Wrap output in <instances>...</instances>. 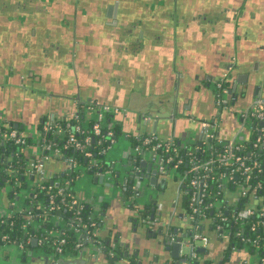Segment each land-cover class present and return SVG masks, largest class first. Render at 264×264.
Returning a JSON list of instances; mask_svg holds the SVG:
<instances>
[{
	"label": "flooded vegetation",
	"instance_id": "af4514ba",
	"mask_svg": "<svg viewBox=\"0 0 264 264\" xmlns=\"http://www.w3.org/2000/svg\"><path fill=\"white\" fill-rule=\"evenodd\" d=\"M249 9L264 12V0H256L254 5L249 0H0V74L6 73L5 78L0 75V94L5 96L7 93H14V101L23 106L22 102H26L24 95L33 97L32 92L38 91V87L46 88L48 84L56 95L38 93L40 99L35 100L45 107L48 104L52 106L55 103L52 100L59 99V95L74 92L75 95H69V102L76 105L73 114L106 106L114 113L108 115L110 118L112 115L113 122H146L147 115L141 113V109L146 106L144 101L138 102L136 110H131L125 105L129 102V90L140 88L133 80L134 71L128 70L130 59L139 56L142 51H147L149 46L165 45L167 48L170 43L181 46L190 42L194 44L198 39L214 44L215 48L220 47L218 55L212 52V58L214 62L222 60L225 65L219 75L212 78L194 76V81H186L189 76L185 75L184 78L185 76L179 73L176 76L178 78L175 81L173 79L175 88L171 96L168 97L169 92L165 93L167 102H163L165 96L160 97L162 107L173 110V120L185 117L188 113L187 107L188 110H193L197 106L201 88L212 99L214 106L213 95L217 82H221L223 87L231 91L234 90L239 98H242V91H246L250 76L252 77L250 73L254 72L255 66H248V69L241 67L235 55L228 56L231 50L223 46L222 42L226 37L224 35L228 29L227 24L234 23V28L238 25L237 22L235 25V20L231 17ZM222 48L225 51H222ZM200 50L202 51V48ZM88 56L93 61L95 58L103 66V70L110 65L116 66V72L110 68L111 71L100 73L99 78L102 76V79H95V92L101 94L100 97L81 93L82 87L71 77L72 72L77 78L81 77L82 73L89 72L90 65L86 64V61H89ZM214 66L215 64L212 68ZM173 67L174 70L181 71L182 67L176 64V58ZM261 68L259 71H262L264 76V59ZM40 73L42 76L45 74V78L49 73L48 80L40 81L42 77L36 76ZM53 74H59V79L52 81ZM262 93L264 94V85H258L253 98L257 95L264 97ZM15 116L25 118L23 111L18 109ZM47 122L59 121H49L43 117L29 127L38 130L40 125ZM14 124L6 117L4 110L0 112V127ZM24 127L28 128H21ZM127 143L128 150L131 141L128 140ZM11 154L10 150L0 163L14 164L10 159ZM25 162V159L19 161L18 167L24 166ZM167 169H164L166 175L156 176L152 193L147 197L139 195L131 200V189L125 190L127 184L116 188L118 199L123 205L127 203L124 208L130 214L131 222L134 224L133 220H136L134 229L143 231L145 228L147 235H156L161 240L168 231L174 234L177 231L179 234L177 227H183L186 232L190 228L187 220L180 218L186 214V195L183 193L186 184H180L181 174L178 170ZM154 171L157 173L155 166ZM11 185L9 176L1 178L0 206L7 204ZM161 196H166L163 201L159 200ZM159 204L161 209L157 211ZM131 206L133 209L129 211ZM20 208L21 206L18 210ZM110 250L114 256L119 248L116 247V251ZM37 252L39 251L33 250L34 255Z\"/></svg>",
	"mask_w": 264,
	"mask_h": 264
},
{
	"label": "built area",
	"instance_id": "2783aa9c",
	"mask_svg": "<svg viewBox=\"0 0 264 264\" xmlns=\"http://www.w3.org/2000/svg\"><path fill=\"white\" fill-rule=\"evenodd\" d=\"M238 99L237 92L223 87L221 82L215 84V112L211 120L201 122L200 138L195 144L181 147L174 139L160 140L153 134H134L130 140L128 151L150 154V161L159 175L166 173L165 168L176 171L180 165L183 166L180 184H186L183 193L188 197V210L180 218L190 225L188 232L177 227L184 237L190 234L188 251L180 253L186 260L183 264L201 263L202 258L196 250L206 249L210 241L207 233L210 231L232 250H251L260 264H264V251L261 255L258 252L260 248L264 249V97L255 96L245 108L235 112L233 105ZM85 112L94 118L89 126L80 122L78 113H74L69 118L72 121L56 126L47 122L41 131L33 129L31 136L15 128L3 130L0 127V149L2 143L3 148L8 145L11 151L14 150L10 159L15 161L18 158L17 164L20 153L27 157L21 167V175L15 170V163L8 162L3 169L7 173L12 170L17 176L8 190L7 204L0 206V250L14 247L26 256L33 252L31 244L36 240V250L51 254L56 260L76 256L84 249L103 252L104 246L96 234L98 223L90 222V218L96 220V217L90 213L86 222L83 215L84 209H87L86 202L78 195H71L68 190L83 174L80 167L86 174L92 172L93 176L110 175L112 170L101 166L98 157L106 156L118 142L111 128L112 118L106 120L109 114H114L108 107L89 108ZM228 113L236 120L237 129L231 138L222 139L219 137L221 118ZM49 133L55 135V139L46 142ZM28 137L40 140L34 144ZM125 138L128 141V135ZM68 150L79 155L83 164L80 165L74 155L68 154ZM181 150L182 156L177 158ZM5 153L4 148L3 160ZM101 168L100 173L98 169ZM77 172V178L72 176ZM34 180L39 183L37 190L41 195L34 193ZM21 181L27 186L23 188ZM131 191V200L141 194L138 181ZM160 209L161 204L157 206V211ZM17 212L23 213L26 221L24 230H37L44 222L52 224V227L42 228L43 237L40 238L33 235H28L23 241L17 236L12 238L2 233L1 228L5 218ZM8 226H13V223ZM261 229L263 237L252 235L261 233ZM69 230L76 238L73 248L76 254L63 255ZM180 234L168 231L165 236L169 243H173ZM44 246L51 251L44 250ZM109 255L112 256L111 250Z\"/></svg>",
	"mask_w": 264,
	"mask_h": 264
},
{
	"label": "crops",
	"instance_id": "0c3cea01",
	"mask_svg": "<svg viewBox=\"0 0 264 264\" xmlns=\"http://www.w3.org/2000/svg\"><path fill=\"white\" fill-rule=\"evenodd\" d=\"M249 2L254 5L256 0H249ZM231 19L235 20V25L236 22L238 25H236V28H234V26H232L234 25V23H232V25L231 23L227 24L228 29L224 35V37H226L222 42L223 44H221L231 50V53H228V56L235 55L241 67H245L248 69V66H255L254 72L250 73L252 77L250 76L249 85L246 87V91H242V98L240 97L238 101L233 105L234 111H240L241 109L245 108L252 100L255 88L258 85H264L263 73L262 71H259V69L262 67L264 59V12L260 10L257 11L254 9H249L235 13L233 17H231ZM200 48H202V51L200 50ZM219 48L220 47L215 48L214 44H208L207 41L201 42L198 39L194 44L190 42V44L185 43V45L181 46H176L170 43L167 48L165 47V45L158 47L149 46L147 48V51H142L139 56L133 58L134 60L130 59L131 62L130 65H128V70L134 71L133 80L137 83V85L140 86V88L129 90V102L127 104L125 103V105H127L131 110H136V105L138 104V102L142 101H144L143 104H146V106L148 105V103H152L154 106L156 105L158 107V110L160 109L165 113V115H160V117L156 119L150 115L147 116V118L150 117L151 120H158L157 122H159L156 129V136L160 140H168L172 139L173 134H183L184 136L185 133L188 134L190 132L192 134H196V136H193V138L190 139L192 143L187 145L195 144L196 142H198L200 135L197 127L200 128L201 122L211 120L212 116L214 115L215 110L212 99L206 93H204L205 90L201 88L197 106L193 110H188L187 107L188 113H186L187 115H185V117L173 120L171 119L174 115L173 110L171 108L162 107L160 97L164 98L165 96L166 100L164 98L163 102H167V98L171 96L172 90L173 88H175L174 81L176 78H178L176 76L179 73H182L184 76H189L187 77L188 80L186 81H192L194 76H199L202 78H205L207 76H210L211 78L212 76H218L225 64L222 60L214 62L212 58V52L218 55L217 51L220 50ZM222 51H225V49L222 48ZM88 58L89 61H86V64L90 65L89 72L87 74L82 73L81 77L78 78L73 72L71 73L72 76H70L73 77L75 82L83 88H81V93H86L90 97L97 95L100 97L101 94H97L95 92V90L97 89L96 83H94L95 79L97 77L99 78L100 73H103L106 70H108V72L109 70L111 71L110 68L113 69V72H116V66L113 67L112 65H110V67H108L109 69L105 68L103 70V66L99 62H97L95 58L94 61L91 57L88 56ZM175 58L176 64L182 67L181 71L179 72L178 70L173 69V62L175 61ZM208 58H210V60H208ZM214 64L215 66L212 68ZM84 67L89 68L88 66ZM94 68L97 69L95 70ZM87 70L85 72H87ZM0 75L2 76V78L6 77V73H2ZM55 75L53 77L51 76L52 81H55L56 78L59 79V74ZM61 75L62 74H60V76ZM36 76L38 78L42 77L40 78V81H43L48 80L47 78L50 76V74L47 73L46 78L45 74L42 76V73ZM186 76L184 78H186ZM99 79H102V76ZM17 86L18 85L16 84V87ZM51 89L49 85L46 84V88L38 87V91L32 92L33 97H27L26 95H24L26 102H22L23 106L18 105L17 102L14 101V96H16L14 93L5 94V96L7 97L0 94V112H3L4 110L6 113V117L10 118L15 124H17L18 127L16 129L20 130L22 133L28 136H31V133L33 132V128H30L29 126L36 123L40 118L43 119V117H45V119L49 121H61L63 119H69L73 115V111L76 107L74 103L69 102V95H75L74 92H70V94L67 95H59V99L52 100V102H55L54 104H52V106L48 104V106L45 107L44 105H40L38 101H35L40 99V97L38 96L39 94H54L52 93ZM166 92H169L167 94L168 97H166L167 95H165ZM21 96L22 94L20 95V97ZM17 109L20 112L23 111L25 118H17V116H15V111ZM223 116L224 117L221 118V129L219 132V137H221L222 139H229L237 129V122L230 115ZM164 119L167 120V123L169 120L170 124L168 123V125L166 126L165 124L160 123L161 120ZM147 122V120L146 122L138 120V122L135 121V124L132 121L131 123L123 122V124L122 121L120 122V127L123 133H125L117 140L118 143L116 153L121 157H119L120 159L124 160L123 158L126 156L125 154L128 151V143L125 135H150L151 126L148 125ZM20 126H28V128H20ZM174 126L176 129L174 128ZM186 139L187 138L183 137V139H180V141H185L186 143H188ZM77 195L85 202H89L90 200L89 197L86 196L84 188H80L77 191ZM110 196L111 197L109 199L105 198L107 202V206L105 209L107 218H104L102 221L101 219L97 218L98 215L96 217V220H98V224L96 225V234L98 236V239L102 242L103 240H107L108 238H117L116 236H118L119 241H121L119 244H122L120 252H122V254H126V257H123L122 263L120 264H137L138 262L140 264H160L159 261H163L161 260V258H165V256L167 255V253L163 249L165 241L169 243L167 237L165 236L162 241L160 238L159 241V239L156 240L147 237V235L145 234H141L142 231L134 234V227L133 223L131 222L130 214L124 208L123 203L118 199L117 190H112ZM100 205L103 206L102 203ZM89 212L94 217L96 216L94 215L95 213L92 207H90ZM175 224L178 225L177 222H175ZM207 234L210 238L209 244L206 247L207 264H258V258L249 250L240 248L232 250L227 247L228 245H226V243L218 240L213 232L210 231ZM180 236V240L185 241V237L182 234H180ZM109 249H111V247H109ZM83 251V258L85 259V261H87L86 264H109L104 258L101 257V255H103V252L95 253L90 252L87 249H84ZM187 251L188 247L186 245L181 250V253H185ZM23 256L24 255L14 247L3 248L2 250H0V264H28V262H31L30 264H40V262L33 263L32 261L34 259L30 260V258H27L25 262H23ZM91 257L97 258L96 261L90 262L89 259ZM154 260L158 262H155Z\"/></svg>",
	"mask_w": 264,
	"mask_h": 264
},
{
	"label": "water",
	"instance_id": "95a60500",
	"mask_svg": "<svg viewBox=\"0 0 264 264\" xmlns=\"http://www.w3.org/2000/svg\"><path fill=\"white\" fill-rule=\"evenodd\" d=\"M234 91V90H233ZM112 118V115H111ZM150 118V117H149ZM168 119V118H167ZM158 120H151L149 119V121L147 122L148 125L151 126V130H150V134H153L156 136V129L158 127L159 122H157ZM160 123L165 124L166 126L169 123H167V120H161ZM119 125H121V123H118ZM170 124V123H169ZM173 126V125H172ZM17 124H14L13 128H17ZM21 128V126H20ZM175 128V126H174ZM176 129V128H175ZM197 130L200 133V128L197 127ZM193 136H196V134H192V133H188V134H179V135H175L173 134L172 139L175 140L176 144L184 147L187 144L192 143L191 142V138H193ZM187 138L186 141H188V143H186L185 141H180V139ZM200 138V135H199ZM113 150V149H112ZM111 150V151H112ZM14 150L11 151V153H13ZM17 151V150H15ZM0 162H2L3 157H4V148H3V144L1 143V149H0ZM116 150H113L111 155L115 156L114 158L109 157L108 159L105 158V161L108 163L109 168L112 170V173L110 175L107 176H93L92 172H88L87 175L91 176V183H92V187L91 188H84L85 189V193L86 196L89 197V202H86L87 205V209H90V207L93 208L94 210V215H96L95 217H98L99 219H101L103 221L104 218H107V213H106V206H107V202L105 200V198H110V194L112 192V190H115L117 187H120L124 184H127L128 186L125 188L130 190L132 188V186L134 184H136V182L138 181L140 183V196L141 197H147L149 194L152 193V186L155 185V181H156V176H158L159 174L156 173L154 171V163L152 161H150V154H136L135 152H133L132 150L127 151V153L125 154L126 156L123 158L124 160L120 159L121 157L117 154ZM110 155V156H111ZM11 156H13L11 154ZM120 157V158H119ZM102 168L98 169V172H102ZM161 175H166V173L164 172ZM117 180V181H116ZM103 204L100 205V204ZM124 207H126L127 203H124ZM103 209V210H102ZM133 207H129L128 210H132ZM151 218H153V215H151ZM134 224L133 226L136 227V220H133ZM145 228H143V231L141 234H145L147 235L148 232H144ZM139 231L141 232V230H137L136 228L133 229L134 234L139 233ZM177 232L175 231V234ZM113 234V233H112ZM115 235V234H114ZM113 236V235H112ZM116 236V235H115ZM117 238H113L112 243L110 244V247H112V245H114V251H116V247L119 248V251L116 255H112L107 257L105 255V251L103 250V255H101L102 258H104L109 264H120L122 263L123 257H126V254H122V252H120V248L122 246V244H119L121 241H119L118 236H116ZM147 237L149 238H153L160 241V238H158L156 235H147ZM157 237V238H156ZM162 241V240H161ZM190 242V234H185V241L180 240V236L177 235V238L175 240V242L173 243H167L165 241V244L163 246V249L165 250V252L167 253V255L165 256V258H161V260L163 261H159L160 264H183L185 263V258L182 256L183 254L181 253V250L183 249L184 246H186L188 243ZM108 244V243H107ZM31 247L36 250L37 246H36V240H33ZM198 253L200 254H205L206 253V249L204 248H197L196 250ZM83 253L84 251H80L78 253V255L75 256V258L73 256H69L65 259H55L53 258L51 255L46 254L42 251L37 252L35 255L33 252L29 253L28 255L24 256L22 258L23 262H25V260L27 258L34 259L32 262L36 263V262H40V264H86L87 261H85V259L83 258ZM97 258H90V262H95ZM29 260V261H30ZM155 262H158L156 260H154ZM31 262H28V264H30ZM137 264H140L139 262ZM153 264V263H152Z\"/></svg>",
	"mask_w": 264,
	"mask_h": 264
},
{
	"label": "trees",
	"instance_id": "16d2710c",
	"mask_svg": "<svg viewBox=\"0 0 264 264\" xmlns=\"http://www.w3.org/2000/svg\"><path fill=\"white\" fill-rule=\"evenodd\" d=\"M76 113H78V115H79V118L78 119L80 120V122H82V123H84V124H86L88 126L94 121L93 120L94 118H92L91 115H87V112H76ZM110 119L111 118L109 116L106 117V120H110ZM70 121H72V119L63 120V121H59L57 123H52V124L56 126V124H61L62 125V124H65L66 122H70ZM109 123H110V121H109ZM43 125H40V127H38L39 128L38 131H41L42 130ZM1 128L3 130H5L6 128H13V125L2 126ZM111 128L113 129L114 134H115V137H116L117 140H118V138L120 136H122L123 134H125V133H123L120 125L118 123H116V122H113V127H111ZM146 135L147 134H143L142 136H146ZM42 136L43 135H41V137ZM132 137L133 136H131L130 134H128V138H129L128 140L129 141L130 140L132 141ZM28 139L31 140V142H33L34 144L37 143V142H39V140H40V139L37 140L36 138L33 139L31 137H28ZM54 139H55V135H53V134H50L49 133L46 136V142H50V141H52ZM4 148L6 150L8 149V151L5 154H7L8 152L10 153V148L8 146H5ZM67 152H68V154L74 155L77 158V161L80 163V165H81V163L83 164V160H80V157H78L79 155H77L75 153L72 154L70 150H68ZM20 154H21V157L19 158V161H21L22 159H26L27 158L24 153H20ZM181 156H182V150L179 152V155L177 156V158H179ZM105 157L106 156H104V155L101 158L98 157L100 159L101 166H104V168L105 167H109L108 163L105 161ZM17 161H18V158L14 161V163L17 164ZM18 165L19 164H17V166L15 167V170H18V173H20V175H21V168L18 167ZM5 167H7V164L6 163H0V169H1L0 170V181H1V178L3 176H5V177L9 176V178L11 180H13L15 178L16 173L15 172H10V171H9V173H7L6 171L3 172V169ZM178 171L181 172V173L183 172V166L182 165L179 166ZM77 175H78V172L75 173V174H73L72 176H74L75 178H77ZM75 183H76V181L73 184L70 185V189L68 190V193H70L71 195H74V196L77 195V190L75 189ZM21 185H22L23 188L27 186V184H25L24 181H21ZM38 185H39V183L37 184V181L36 180H34L32 182V186H33L32 188H33V190H35L34 193H36V194L39 193V191L37 190V186ZM39 194L41 195V193H39ZM184 206H185V209L188 210V208H187V206H188V197L187 196H186V199L184 201ZM34 212H35V210L33 208V213ZM83 213H84L83 214L84 215V220L87 222V219L86 218L87 217H90L89 209H86L85 208L84 211H83ZM90 219H91L90 222H94V223L97 222L95 219H92V218H90ZM4 221H5L4 227L1 228V232L2 233H5V234H8L12 238L14 236H17L18 237L17 239L18 240H21V241L25 240V238L28 235H33V236L38 237V238L43 237V235H41L42 228L50 229L52 227V224H48V223L44 222L40 227H38L37 230H33V229H31V230L30 229L29 230H24L23 229V226L25 225L26 221H25V219L23 217V213H21V212H17L16 214L10 215V217L5 218ZM9 223H13V226H11V227L8 226ZM178 232L181 233L182 230H180ZM252 235H254V236H262L263 237L262 229H261V233L255 232ZM67 236H68V240H67L66 246L64 247L63 255H65V254L66 255H74V254H76V251L73 249L74 248V244L76 242V238L74 237L73 232L71 230H69V232H67ZM108 239L107 240H103L102 242L100 241L102 243V245H104V247H105L103 250L105 251L104 253H105V255L107 257H108L107 252L110 251L109 247H110V244L113 241V238H108ZM29 247H30V245H29ZM43 249L46 250V251H51L48 248H46L45 246H44ZM249 251L251 252V250H249ZM263 251H264V249L260 248V250L258 252L261 255V252H263ZM199 255L202 258L201 263H199V264H207L206 253L205 254H200L199 253ZM258 264H260V261H258Z\"/></svg>",
	"mask_w": 264,
	"mask_h": 264
},
{
	"label": "rangeland",
	"instance_id": "374dc122",
	"mask_svg": "<svg viewBox=\"0 0 264 264\" xmlns=\"http://www.w3.org/2000/svg\"><path fill=\"white\" fill-rule=\"evenodd\" d=\"M236 112V111H235ZM142 114L144 115H150L152 116L153 118H159L160 115H165V113L162 111V110H158V107L155 105H153L152 103H148V105L146 107H144V109L142 110L141 112ZM116 150L117 149V143L109 150V152L107 153L106 157L105 158H114V156L111 155L112 151L113 150ZM112 150V151H111ZM111 155V156H110ZM82 172H83V177L80 176V180L76 181L75 183V189L78 191L80 188H91L92 187V183H91V176L87 175L86 173H84V170L82 167L79 168ZM79 188V189H78ZM168 193V192H167ZM166 196L164 197H160L159 200H162L163 201V198H165ZM139 200V199H138ZM4 207V206H3Z\"/></svg>",
	"mask_w": 264,
	"mask_h": 264
}]
</instances>
